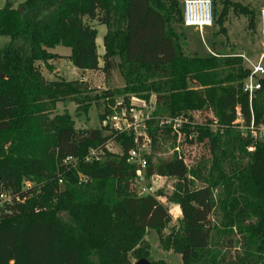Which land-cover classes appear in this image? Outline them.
Listing matches in <instances>:
<instances>
[{
    "label": "trees",
    "instance_id": "trees-1",
    "mask_svg": "<svg viewBox=\"0 0 264 264\" xmlns=\"http://www.w3.org/2000/svg\"><path fill=\"white\" fill-rule=\"evenodd\" d=\"M174 5L168 0H5L0 36L10 41L0 48V190L12 189L24 199L0 210V264H133L149 257L146 230L160 232L170 222L155 194L137 195L132 187L136 166L126 161L132 136L115 137L121 154L105 150L101 160L80 162L76 169L61 166L63 157L83 159L112 135L101 123L115 97H104L95 129H75L65 112L49 117L58 101H73L83 111L88 105L81 76L47 80L41 74V64L51 69V61L62 57L50 51L57 45L69 47L64 57L79 71L100 70L109 78L118 69L124 84L116 93L144 101L154 95L146 121L151 145L145 176L175 180L165 199L178 205L181 216L179 231L162 239L163 248L174 249L181 264H264V138L250 152V138L236 128V108L244 125L251 111L256 122L264 116V79L250 100L241 90L249 73L241 57L212 58L210 68L206 58L185 55L174 29ZM212 6L224 34L230 9L246 16L250 29L258 28L253 7L232 0H212ZM181 17L183 22L182 10ZM92 21L106 27L101 55ZM128 101L125 96L122 104ZM204 108L216 121L194 119ZM163 116L186 122L173 129L159 125ZM177 131L189 143L205 142L209 158L189 165L180 152L152 161L162 133ZM24 180L32 187L21 191ZM214 214L222 237L224 232L239 237L233 257L217 244Z\"/></svg>",
    "mask_w": 264,
    "mask_h": 264
},
{
    "label": "rangeland",
    "instance_id": "rangeland-1",
    "mask_svg": "<svg viewBox=\"0 0 264 264\" xmlns=\"http://www.w3.org/2000/svg\"><path fill=\"white\" fill-rule=\"evenodd\" d=\"M167 1V0H164ZM174 5L173 17L176 19L174 29L180 36L181 49L185 55L204 57L207 60L208 66L211 68L212 58L225 57V56H239L242 59V63L245 67H249L250 63L257 60L258 47H259V31L250 29L248 25L247 17L244 15H235L230 9L223 26L225 27V34L221 31L214 15V9L212 12V21L210 25L203 27L186 26L182 22L181 10L184 0H168ZM237 5H243L247 7H253L258 15L259 9L264 5V0H232ZM5 4V0H0V8ZM219 10V6H216ZM90 25L96 28V45L99 55L103 52L102 37L106 32L104 25H99L97 21L90 22ZM1 39H6L5 42ZM10 41L7 36H0V48L5 46ZM50 51L62 55L61 58H56L52 62V68L46 69L43 64L40 65L41 74L47 80H54L58 77H62L66 80L83 78L82 80L87 85L86 100L88 103L86 111L80 110L73 101H58L55 103V107H50L48 110L49 117L57 113H67L71 117L74 123V128L77 130L95 129L98 128L101 120L100 115L104 110V106L107 101L104 97H128L129 103L134 105L135 109H141L146 114L151 113L154 108V95L149 97L148 101H144L137 96L126 94L122 95L117 92V89H121L124 82L118 69L112 71L111 77L107 78L100 70H86L76 71L68 59L64 55L70 53L69 47L57 45ZM99 65H102L101 58L99 59ZM219 70L225 73L229 72V68L220 66ZM189 86H192L189 84ZM108 92H113L112 96L106 95ZM203 117L210 118L212 121H216L212 111L209 108H204L202 112H197L194 115V119L203 121ZM162 139L155 145L152 153V161H158L159 159H167L172 157L175 153H182L185 158V162L189 165H195L200 160H206L209 158L208 145L205 142L189 143L185 140L183 133L170 132L162 133ZM112 151L120 152L119 146L116 144L111 148ZM175 180L170 177H154V179L147 181L148 185H152L154 194L157 199L166 207L169 215L170 222L160 232L155 230H146L144 239L149 246V257L147 260L150 262L162 261L164 264H181L180 255L171 248H163L162 239L170 235H174L179 231L180 227V211L177 204L173 202H167L165 195H169L174 187ZM215 239L217 244L222 247L223 253H226V257H233L236 252L239 251V237L229 232H224V236L221 235V225L219 224V215L214 214L211 216ZM219 231H216L218 230ZM222 237L219 239V237ZM230 244V245H229ZM224 245H229L224 247Z\"/></svg>",
    "mask_w": 264,
    "mask_h": 264
},
{
    "label": "built area",
    "instance_id": "built-area-1",
    "mask_svg": "<svg viewBox=\"0 0 264 264\" xmlns=\"http://www.w3.org/2000/svg\"><path fill=\"white\" fill-rule=\"evenodd\" d=\"M212 0H184L182 4L183 24L186 26L203 27L210 25L212 21ZM258 31H259V47L257 60L250 63L249 73L241 82V90L246 93L251 100L256 91L262 88L261 80L264 79V5L259 9L258 14ZM123 97H115L113 104H108L110 112L103 119L101 125L108 127L105 134L110 137L101 145L88 149L83 159L76 156L67 155L60 161L64 169H76L80 162L98 161L103 157L104 151L114 153L111 148L118 145L115 137L120 134H125L133 137V147L127 152L126 161L136 166L135 177L132 182V187L137 195L154 194L152 185H148L147 181L159 177L152 175L149 180L146 179V159L145 154L150 151L151 139L146 132V121L151 118L149 113L146 114L141 109H135L131 103L122 104ZM251 111V110H250ZM238 126L236 127L241 136L250 138V144L247 146L248 151H253L255 143L264 138V116L258 122L255 121L252 111L250 113L249 124H243L242 117L239 114V109L236 108ZM159 125H171L173 129L178 128L182 123L186 122L182 117H158ZM120 148V146H119ZM114 154H121L115 152ZM85 176L79 174V181H84ZM59 186L65 184V177L62 173L57 176ZM30 180H24L20 186L21 191L31 188ZM24 197L19 192H14L12 189L0 190V210L5 206L22 202Z\"/></svg>",
    "mask_w": 264,
    "mask_h": 264
},
{
    "label": "water",
    "instance_id": "water-1",
    "mask_svg": "<svg viewBox=\"0 0 264 264\" xmlns=\"http://www.w3.org/2000/svg\"><path fill=\"white\" fill-rule=\"evenodd\" d=\"M4 77V74L0 71V79ZM133 264H152L149 260L146 258H140L133 262Z\"/></svg>",
    "mask_w": 264,
    "mask_h": 264
},
{
    "label": "crops",
    "instance_id": "crops-1",
    "mask_svg": "<svg viewBox=\"0 0 264 264\" xmlns=\"http://www.w3.org/2000/svg\"><path fill=\"white\" fill-rule=\"evenodd\" d=\"M6 39H1V41L5 42ZM76 71H79L78 69H76L75 67H73ZM82 72V71H79Z\"/></svg>",
    "mask_w": 264,
    "mask_h": 264
}]
</instances>
